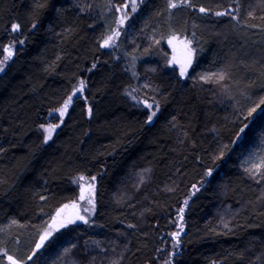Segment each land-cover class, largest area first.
<instances>
[{
	"label": "trees",
	"instance_id": "16d2710c",
	"mask_svg": "<svg viewBox=\"0 0 264 264\" xmlns=\"http://www.w3.org/2000/svg\"><path fill=\"white\" fill-rule=\"evenodd\" d=\"M108 1L0 0V61L14 47L0 65V264H264V152L258 168L239 152L250 139L264 149V0H136L110 49ZM171 35L191 42L183 76L169 62ZM79 81L61 120L49 116ZM142 98L157 109L151 121ZM80 176L96 181L90 219L34 252Z\"/></svg>",
	"mask_w": 264,
	"mask_h": 264
},
{
	"label": "rangeland",
	"instance_id": "374dc122",
	"mask_svg": "<svg viewBox=\"0 0 264 264\" xmlns=\"http://www.w3.org/2000/svg\"><path fill=\"white\" fill-rule=\"evenodd\" d=\"M121 1L123 3H121ZM116 2V3H115ZM114 2V5L112 3V8L115 7V12L116 13V17H114V19H116V25L113 27V32L108 35V36H113V40L110 42V46H102V48H110L113 47L114 44L117 43V40L120 38V32H121V28H125V26L129 25V22L131 20V9L133 8L132 5L133 3L136 2V0H117ZM125 2V3H124ZM128 2V4H127ZM132 4V5H131ZM127 5V6H125ZM131 5V6H130ZM130 8H129V7ZM111 7V6H110ZM117 9V10H116ZM128 10V12H127ZM130 10V11H129ZM230 11L235 10L233 7L229 8ZM115 16V14H114ZM122 21V22H121ZM119 33V35H114L115 33ZM107 36V37H108ZM106 37V38H107ZM105 39V38H104ZM105 40H102V45L104 44ZM167 44L169 45V51H170V59L169 62L171 66H176V68L178 69V71L181 73L182 70H184V74L186 70L188 69V65L190 64V54H191V50H190V46H191V42L190 39H188V37H186L185 35L180 36V37H176L171 35L168 40H167ZM13 45H10L8 49L13 50ZM181 75V76H183ZM83 81H79L74 88L72 93L69 95L68 99L66 100L67 102V108L69 106V103L71 102L72 98L76 95H82L83 91H84V82ZM71 97V99H70ZM141 101L143 102L144 106L147 108V110H149L150 114L152 115L154 112H156L157 109H155V104L154 102H150L148 100H145L144 98L141 99ZM65 102V103H66ZM65 103L51 111L49 113V116H51L52 118H54L55 120H61V115H60V110L64 109ZM149 105L151 107H149ZM64 111V114L67 111ZM260 109H257L256 112L252 113L251 120L254 119L256 117V115L259 113ZM64 116V115H63ZM57 125L56 123H48L44 125V128H41L42 132L44 133V129L47 128L49 125ZM245 129V128H244ZM244 129L243 132H240V135L236 137V144H238L239 142H241L242 137L244 136ZM44 135H46V133H44ZM263 147H262V143L259 140H251L248 141V143H245L243 148L239 150L241 157L244 159V163L247 162L251 163L252 165H254L256 168H258V166L261 165V161H262V154H263ZM81 177H83V179H81ZM94 178V179H93ZM80 181V182H79ZM77 188H78V192L77 195L75 197L74 200H72L69 203H66L65 205L61 206L53 215V217L51 218L50 222L47 224V226L45 227V229L40 233V236L38 237V240L35 243V247L37 244H39L40 241V237L45 235L46 233H51L50 236H48V238L44 241V243L42 244V246L39 248L41 249L43 247V245L45 244V242L53 235V233L55 231H58L70 224H76V223H81V222H85V220H89L92 212H93V200H94V186H95V177L91 176V177H86V176H80L79 178H77V180L75 181ZM78 182V183H77ZM201 186H194L193 189L190 192V195H192L194 192L198 191L200 189ZM81 196H83V199H81ZM190 197V196H189ZM189 197H187L186 199H184V202L182 203V205L180 206L179 210H178V216H177V229L173 232V233H177L179 232V235L173 239V236L171 233L169 236L171 237V241H172V245L175 248L172 252H175L176 248H179L180 246V236L182 234L183 231H181V226L184 230V224L182 223V219H181V215L183 217L184 215V208L187 206L188 202H189ZM182 207V208H181ZM85 209H87L88 211H85ZM180 209H183V213L181 214ZM72 210H76L79 212L80 217H84L85 220H81L77 217L72 216L71 212ZM68 240V239H67ZM65 241V243H68V241ZM178 242V243H177ZM68 245V244H67ZM38 249V250H39ZM2 253L4 251H1ZM62 253V252H61ZM173 253L170 252V255H172ZM9 256V255H8ZM8 256H6L5 259L8 260ZM53 259V256H52ZM50 259V260H52ZM10 263V261H9ZM170 263L169 261L164 262V264H168Z\"/></svg>",
	"mask_w": 264,
	"mask_h": 264
},
{
	"label": "snow or ice",
	"instance_id": "6c2138e0",
	"mask_svg": "<svg viewBox=\"0 0 264 264\" xmlns=\"http://www.w3.org/2000/svg\"><path fill=\"white\" fill-rule=\"evenodd\" d=\"M176 6H177V5H176L175 3H169V7H170V8H175ZM132 7H133V10H135V3H133ZM200 12H205V9H204V8H201V9H200ZM225 14H227V13H226V12H218V13H216V15H225ZM121 22H122V21H121ZM33 26H35V25H33ZM18 29H19V25H18V24H13V25H12V30H13V31H17ZM114 35H119V33L117 32V33H115ZM113 38H114L113 36H109V37H107V38L105 39L104 44H103L102 46H108V45L110 44V42L113 40ZM21 43H23V42L21 41ZM5 51L7 52V55L4 57V60H3V61H0V65L6 63V62L12 57V55H13V52L11 51V49H5ZM183 74H184V70L181 71V75H183ZM223 78H224V77H223V75L221 74V75L219 76V79H223ZM82 83H83V82H82ZM70 99H71V97H70ZM149 107H151V106L149 105ZM258 107H259V106H258ZM66 108H67V102L65 103L64 109H61V110H60V115H61V117H63V115H64V111L66 110ZM256 111H257V109H255V108L252 109V112L249 113V115H251L252 113H254V112H256ZM154 115H155V113H153L152 115H150V116L148 117V120L151 121ZM41 127L44 128L43 125H41ZM56 127H58V125H54V124H52V125H49L47 128L44 129V130H45V133H46V135L44 136V142H47V141L51 138L52 132H53V130H54ZM241 132H243V129H241ZM239 135H240V133H237V136H239ZM208 175H211V169L209 170ZM81 179H83V177H81ZM93 179H94V178H93ZM81 199H83V196H81ZM85 211H88V210L85 209ZM180 212H181V214H182V213H183V209H180ZM79 219H81V220H85L84 217H79ZM181 219H182V215H181ZM85 223H87V220H85ZM225 227H227V225H225ZM181 231H183L182 226H181ZM50 235H51V233H46L45 235L41 236V237H40V241H41V243L37 244V245H36V249H34L33 251L35 252L36 250H38V249L42 246V244L44 243V241H45V240L48 238V236H50ZM178 235H179V232H177V233H173V234H172L173 239H175ZM177 243H178V242H177ZM66 251H68V250L66 249ZM7 258H8V260L10 261V264H25L24 261H20V262L16 261L12 256H8ZM32 258H33V257L29 256V257H28V260H31Z\"/></svg>",
	"mask_w": 264,
	"mask_h": 264
},
{
	"label": "bare ground",
	"instance_id": "6f19581e",
	"mask_svg": "<svg viewBox=\"0 0 264 264\" xmlns=\"http://www.w3.org/2000/svg\"><path fill=\"white\" fill-rule=\"evenodd\" d=\"M109 1H110V0H109ZM109 1H108V3H109ZM119 1H120V0H119ZM124 1H125V0H124ZM126 1H127V0H126ZM112 2L114 3L115 1H112ZM115 3H116V2H115ZM117 3H118V0H117ZM121 3H123V2L121 1ZM124 3H125V2H124ZM127 4H128V2H127ZM107 5H109V4H107ZM107 5H105V7H106ZM131 5H132V4H131ZM131 5H130V6H131ZM136 5H137V4H136ZM125 6H127V5H125ZM137 6H138V5H137ZM111 7H112V5H111ZM128 7H129V6H128ZM135 7H136V6H135ZM114 8H115V7H114ZM114 8H113V9H114ZM129 8H130V7H129ZM137 8H139V7H136V9H137ZM114 10H115V9H114ZM116 10H117V9H116ZM140 10H141V8H140ZM140 10H139V11H140ZM106 11H111V8L108 9V10L106 9ZM112 11H113V10H112ZM129 11H130V10H129ZM198 11H199V10H198ZM114 12H115V11H114ZM114 12L112 13V16H113V14H115ZM127 12H128V10H127ZM130 12H131V11H130ZM132 12H133V11H132ZM132 12H131V13H132ZM103 13H104V11H103ZM138 13H139V12H138ZM109 14H110L109 16H111V12H110ZM104 15H105V14H104ZM104 15H103V18H105ZM107 17H108V15H107ZM114 17H116V16H114ZM116 18H117V17H116ZM105 21H106V20H105ZM104 23H105V22H104ZM109 23H110V20H109V22L107 23V25H108ZM111 23H112V25H113V22H111ZM198 24H199V23H198ZM102 25H103V24H102ZM104 26H105V25H104ZM109 26H110V25H109ZM109 26H105V27H107V28L109 29ZM114 26H115V25H114ZM114 26H113V27H114ZM200 26H201V25L199 24V27H200ZM202 26H203V25H202ZM202 26H201V27H202ZM110 27H111V26H110ZM199 27H195V28H199ZM108 29H107V30H108ZM110 29H113V28H110ZM110 29H109V30H110ZM202 29L204 30V26H203ZM109 30H108L106 33H109ZM200 30H201V28H200ZM103 31H104V29H103ZM112 32H113V31H112ZM190 33H191V32H190ZM102 34H103V33H102ZM109 35H110V34H109ZM193 35H194V34H192V36H193ZM104 37H105V36H103V37H102L103 39H101V40H105L107 36L105 37V39H104ZM108 37H109V36H108ZM12 39H13V38H12ZM99 40H100V39H99ZM99 40H98V41H99ZM126 40H127V39H126ZM129 40H130V39H129ZM139 40H140V39H139ZM14 41H15V40H12V42H14ZM127 41H128V40H127ZM136 41H137V39H136ZM7 42H8V40H7ZM7 42H6V43H7ZM99 42H100V41H99ZM103 42H104V41H103ZM130 42H131V41H130ZM137 42H138V41H137ZM139 42H140V41H139ZM16 43H17V42H16ZM120 43H121V42H120ZM126 43H127V42H126ZM126 43H125V44H126ZM132 43H133V42H132ZM134 43H135V42H134ZM198 43H199V42H198ZM117 45H118L119 48L121 49L119 43H118ZM128 45H129V44H128ZM130 45H132V44L130 43ZM134 45H135V44H134ZM2 46H3V44H2ZM2 46H1V48H2ZM109 46H110V45H109ZM126 46H127V45H126ZM161 46H162V45H161ZM105 47H106V46H105ZM116 48H117V47H116ZM116 48H115V49H116ZM109 49H110V48H109ZM112 49H113V48H112ZM127 49H129V47H128ZM116 50H117V49H116ZM121 50H122V49H121ZM3 51H4V50H3ZM3 51L0 50V52H3ZM120 53L123 54L122 52H120ZM2 54H4V53H2ZM121 54L119 55L120 57H121ZM0 55H1V53H0ZM116 55H118V54H116ZM136 56H138V55H136ZM117 57H118V56H117ZM120 57H119V58H120ZM139 57H141L140 60H139V61L141 62L142 55H141V56L139 55ZM151 57H152V56H150V58H151ZM156 57H157V56H156ZM147 58H148V57H146V59H147ZM153 58H154V56L152 57V59H153ZM122 59L125 60V58H122ZM122 59L120 58V60H122ZM138 59H139V58H138ZM144 59H145V58H144ZM152 59H151V62H152ZM157 59H160V58H157ZM157 59H156V60H157ZM161 59H162V58H161ZM161 59H160L161 62L164 61V59H163V60H161ZM135 60H136V57H135ZM156 60H155V61H156ZM165 60H166V59H165ZM136 61H138V60H136ZM136 61H134V59H133L132 63L134 62V63H133L134 65L132 66V63H131L132 68L135 67V66L137 67V64L135 65ZM143 61H145V60H143ZM146 61H147V60H146ZM148 61H149V58H148ZM148 61H147V62H148ZM158 61H159V60H158ZM161 62H160V64L162 65ZM164 62H165V61H164ZM121 63H122V62H121ZM156 63H157V62H156ZM126 64H127V61H126ZM149 64H150V61H149ZM149 64H148V65H149ZM128 65H129V64H128ZM128 65H127L126 67L129 68ZM138 65H140V64H138ZM157 65H159V64H157ZM165 65H166V64L163 63V65H162L161 67L164 68ZM167 66H168V65H167ZM153 67H154V66H153ZM159 67H160V66H159ZM128 68H127V69H128ZM163 68H161L162 71H163ZM165 68H166V67H165ZM169 68H171V67H169ZM129 69H131V68H129ZM129 69H128V70H129ZM152 69H153V68H152ZM128 70H127V71H128ZM135 70H137V69L135 68ZM154 70H156V69H154ZM131 71H134V70H133V69H132V70H129V72H131ZM160 71H161V70H160ZM160 71H159V72H160ZM164 71H165V70H164ZM164 71H163V72H164ZM172 71L174 72V70H172ZM152 72H153V71H152ZM157 72H158V71H157ZM163 72H162V73H163ZM134 73H136V72L134 71L133 74H132V75H134V76L130 75V77L132 76V78L137 79V78L135 77L137 74L135 75ZM160 73H161V72H160ZM164 73H166V72H164ZM172 75H174V74L172 73ZM177 75H178V74H177ZM133 80H134V79H133ZM134 81H136V80H134ZM134 81H133V82H134ZM139 81H141V80L139 79ZM135 83H136V82H135ZM135 83H134V84H135ZM77 85H78V84H77ZM139 85H140V84H139ZM75 86H76V85H75ZM136 86H137V84H136ZM133 87H134V85H133ZM139 87L141 88V86H139ZM146 87H148V86H146ZM74 88H77V87H74ZM74 88H73V89H74ZM142 88H144V85H143ZM133 93L135 94V91H134ZM135 96H136V95H135ZM44 133H45V131H44ZM44 136H45V135H44ZM78 178H79V177H78ZM75 179H76V178H74V180H75ZM76 180H77V179H76ZM76 180H75V181H76ZM75 181H74V182H75ZM79 182H80V181H79ZM77 183H78V182H77ZM75 184H76V182H75ZM179 206H180V205H179ZM181 208H182V207H181ZM178 210H179V209H178ZM99 230H101V229H99ZM39 231H40V230H39ZM36 232H38V230H37ZM100 232H101V231H100ZM38 233H39V232H38ZM89 233H90V232H89ZM103 233H104V232H103ZM36 234H37V233H36ZM94 234H96V232H95ZM98 234H99V232H98ZM38 235H39V234H38ZM96 235H97V234H96ZM39 236H40V235H39ZM82 236H83V235H82ZM97 236H98V235H97ZM36 237H37V236H36ZM93 237H95V236H93ZM98 237H100V236H98ZM104 237H106V233H105V236H104ZM66 238H67V237H66ZM74 238H75V237H74ZM90 238H91V236H90ZM95 238H96V237H95ZM102 238H103V237H102ZM107 238H109V237H107ZM49 239H50V238H49ZM49 239H48V240H49ZM88 239H89V237H88ZM99 239H100V238H99ZM37 240H38V239H37ZM68 240H69V239H68ZM68 240H67V241H68ZM76 240H77V239H76ZM103 240H104V239H102V241H103ZM88 241H90V240H88ZM92 241H94V240L92 239ZM33 242H34V241H33ZM33 242H32V243H33ZM68 242H69V241H68ZM72 242H73V241H72ZM85 242H86V240H85ZM100 242H101V240H100ZM39 243H40V242H39ZM73 243H74V242H73ZM94 243H95V242H94ZM65 245H66V244H65ZM97 245L99 246V244H97ZM161 245H162V244H161ZM70 246H71V245H70ZM162 246H163V245H162ZM67 247H68V246H67ZM67 247L65 246V249H66ZM99 247H100V246H99ZM67 249H69V248H67ZM102 249H104V247H103ZM2 250H3V249H2ZM29 250H30V249H29ZM31 250H32V249H31ZM68 251H69V250H68ZM59 252H60V250H59ZM59 252H58V253H59ZM65 252H66V250H65ZM26 253H27V252H26ZM56 253H57V252H56ZM58 253H57V254H58ZM67 253H68V252H67ZM70 253H71V252H70ZM70 253H68V254H70ZM63 254H64V253H63ZM94 255H95V254H94ZM0 256H1V254H0ZM24 256H25V255H24ZM69 256H70V255H69ZM97 256H98V255H97ZM101 256H102V255H101ZM3 257H4V256H3ZM46 257H47V255H46ZM46 257H45V258H46ZM98 257H99V256H98ZM23 258H24V257H23ZM45 258H44V259H45ZM56 258H57V256H56ZM58 258H60V257H58ZM58 258H57L56 260H59ZM68 258L71 259V257H68ZM94 258H95V257H94ZM99 258H100V257H99ZM108 258H109V257H108ZM25 259H26V258H25ZM32 259H33V258H32ZM32 259H31V260H32ZM72 259H75V258L72 257ZM6 260H7V259H6ZM78 260H79V259H78ZM78 260L76 259L75 261L77 262ZM103 260H104V259H103ZM108 260H109V259H108ZM65 261H66V260H65ZM67 261H68V260H67ZM105 261H106V260H105ZM25 262H27V260H26ZM76 262H75V263H76ZM79 262H80V261H79ZM115 263H116V262H115ZM117 263H119V262H117ZM25 264H26V263H25ZM68 264H69V263H68ZM77 264H78V263H77Z\"/></svg>",
	"mask_w": 264,
	"mask_h": 264
},
{
	"label": "water",
	"instance_id": "95a60500",
	"mask_svg": "<svg viewBox=\"0 0 264 264\" xmlns=\"http://www.w3.org/2000/svg\"><path fill=\"white\" fill-rule=\"evenodd\" d=\"M71 214H72V216H74V217H77V218H79V217H80V214H79V212H78V211H76V210H72Z\"/></svg>",
	"mask_w": 264,
	"mask_h": 264
}]
</instances>
